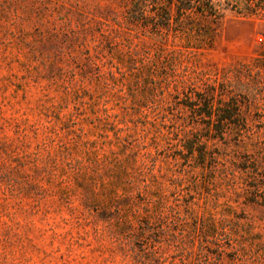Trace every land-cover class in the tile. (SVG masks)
<instances>
[{"label": "rangeland", "instance_id": "374dc122", "mask_svg": "<svg viewBox=\"0 0 264 264\" xmlns=\"http://www.w3.org/2000/svg\"><path fill=\"white\" fill-rule=\"evenodd\" d=\"M221 8L204 22L209 39L191 46L131 24L128 0H0V264H136L132 246L178 264L171 233L123 248L110 233L140 232L148 211L172 207L194 218L172 226L195 235L190 264H264V125L254 128L257 146L238 149L256 169L249 175L232 167L236 148L214 138L204 169L187 163L179 140L202 128L166 109L159 79L170 70L164 51L211 74L264 54V12ZM116 154L130 159L123 175ZM223 218L225 233L201 250Z\"/></svg>", "mask_w": 264, "mask_h": 264}, {"label": "trees", "instance_id": "16d2710c", "mask_svg": "<svg viewBox=\"0 0 264 264\" xmlns=\"http://www.w3.org/2000/svg\"><path fill=\"white\" fill-rule=\"evenodd\" d=\"M225 1L233 10L246 15L264 12V0ZM128 2V18L131 24L149 30L148 32L156 39L164 41L174 36L191 46L202 45L209 39L210 28L206 27L204 22L218 20L222 9V0H128ZM162 55L163 60L170 65V70L159 77L164 80L161 87L168 92V95L163 97L166 109L177 108L185 120L192 121L194 126L202 128L201 132L190 133L184 137V140H179L181 143L177 152L179 157L185 159L187 163L193 161L204 169L213 157L209 155L208 145L214 138L229 149L236 148L231 154L234 169L248 175L255 171L256 169L251 168L246 158L240 160L242 158L238 149L244 147L242 146L244 143L257 146L254 128H257L258 124L264 125V81L259 75V71L264 72V54L250 64H241L215 74L191 70L184 64L188 58L182 51H164ZM257 68L259 71H256ZM154 124L161 127L164 121L160 124L155 120ZM116 142L121 150L126 151L128 146L124 137L117 136ZM128 162L130 163L128 157L122 161L117 154L115 155L114 166L117 170L120 169L121 175L125 174V169L122 167H129ZM106 167L103 164L101 170ZM79 170L81 171L82 168H76L78 178L82 176ZM81 183L88 191L90 185L84 176ZM146 190L150 194L149 188ZM148 212V215L141 220L140 232L132 229L133 225L130 224H127L129 227L127 231L124 227H119L118 232L111 229L110 233L113 236L117 238L121 236L123 241L126 240V242L121 241V248L135 244L140 237L155 241L153 236H157V233L160 235L171 233L173 247L181 254L178 264H190L195 249V235L192 231L178 232L177 229H172V226L182 227L194 220L188 213L189 207L184 211L172 207L170 210L163 209L156 214ZM115 218L116 216L109 218L108 222L112 223ZM227 222L229 221L223 218L219 226L206 228L204 235L201 236V250H205V245L208 243L216 245L211 235L217 233L219 229L225 233ZM157 225H162L158 232L155 230ZM132 249L136 264H156L159 261V257L154 253L149 254L147 250L136 249L133 246Z\"/></svg>", "mask_w": 264, "mask_h": 264}]
</instances>
